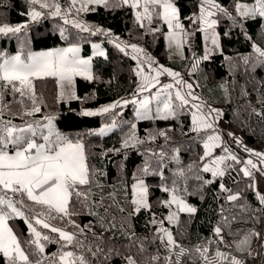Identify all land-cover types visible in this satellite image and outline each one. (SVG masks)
<instances>
[{"label":"trees","instance_id":"1","mask_svg":"<svg viewBox=\"0 0 264 264\" xmlns=\"http://www.w3.org/2000/svg\"><path fill=\"white\" fill-rule=\"evenodd\" d=\"M169 1L177 7L184 25L204 3ZM237 1L214 0L219 8L213 15L214 25L208 29L217 32L218 47L209 44L206 48L203 43L207 39L202 28L198 29L193 35L194 55L201 56L205 50L209 54L207 58L201 56L190 71L193 56L187 46L182 58L167 57V26L161 15L157 16L159 7H149L151 21L146 17L138 20L131 4L106 0L81 14L84 25L89 26L83 31L62 17L43 14L33 20L35 6L30 0H0V26H22L18 33H0V61L15 54L26 59L29 53L67 44H78L80 54L89 56L93 41H100L105 52V56L91 57V79L75 76L68 85L57 77L34 78V97L32 92L21 97L10 86L0 87V130L5 125L17 129L31 126L37 132V143H45L43 136L49 132L53 140L58 134L80 143L88 172V183L76 185L70 196L67 215L49 213L47 206L28 200L26 194L7 193L14 203L20 201L15 206L24 213L23 217L13 216L7 224L30 264H80V257L83 264H128L129 258L135 264H246L257 253L264 261V204L254 188L253 176L243 175L240 163L233 164L232 174L226 173L228 148L223 142H208L209 148L205 149V141L217 126L193 131L192 104L176 107L181 102L171 95L175 114L167 119L137 117L134 103H118L107 112H91L93 115L83 112L138 96V69L148 70V64L156 63L191 81L210 115L213 109L220 110L229 142L239 137L248 149L264 153V58L255 50L258 46L264 51V17L241 16L236 10ZM110 35L118 36L128 46L135 45L134 54L117 47ZM34 107L40 110L35 112ZM48 118H52L51 127L45 125ZM111 122L115 127L108 133L97 132L102 124ZM0 135L6 133L0 131ZM222 157V162L214 163ZM206 165L224 175L213 176L212 171L203 170ZM138 178L146 187L147 207L133 212L129 184ZM169 192L177 193L195 209L180 213L170 226L175 251L181 248L179 254L170 255L154 221L162 219L167 224L164 217L168 209L163 200ZM234 194L238 199L229 200ZM26 218L41 233L43 253L32 243L36 237ZM36 218L50 228L35 224ZM51 227L69 232L74 237L72 243L61 239ZM217 228L221 230L219 235ZM66 252L73 256L63 262L60 256ZM0 264H8L2 253Z\"/></svg>","mask_w":264,"mask_h":264},{"label":"snow or ice","instance_id":"2","mask_svg":"<svg viewBox=\"0 0 264 264\" xmlns=\"http://www.w3.org/2000/svg\"><path fill=\"white\" fill-rule=\"evenodd\" d=\"M32 3L34 5L39 4L41 8H47L50 6L47 3H42L41 0H32ZM75 3L76 0H73L74 5ZM101 3H106V0H85L82 9H78V11L86 10L88 4ZM123 3L128 4L129 0H123ZM204 3H207L212 7H219L218 5H215L214 0H204ZM131 6L133 8L142 6L143 15L149 21L152 19L149 7L151 6L153 9H156L157 7L162 8V18L169 29L182 27V25L178 23L177 9L169 2V0H143V5H141L140 0H133ZM52 7L55 8L53 15H59V5H52ZM242 9L243 11H241ZM236 10L241 16H247L258 12L260 16L264 17V0H256V6L251 9H249L247 5L237 3ZM203 12L204 7L201 6V13ZM40 15L41 13L39 11L33 10L31 12L33 20ZM160 15L161 13L157 12V16ZM208 15L211 16L213 13L209 11ZM140 17L141 13L138 12L137 19L139 20ZM201 20H203V16H201ZM65 22L67 23V21ZM214 23L215 21H211L209 26ZM75 27L80 28L83 31L88 30L80 24H76ZM21 28L22 26L10 27L7 24H4L3 26H0V33H18L21 31ZM97 31H99V29ZM170 38L176 39L177 37L175 33H173ZM212 42L213 44L216 43L215 38H213ZM94 47L98 46L94 45ZM117 47H120V45L117 44ZM131 47L136 49L135 45H132ZM255 50L261 57H264V51H261L259 48H256ZM79 51L78 47H69L65 49H57L55 51L29 53L26 60L22 59L20 55L3 58L2 61H0V82H4V84H0V87L10 86L11 91L19 93L21 97H25L29 92H32L34 97V86L32 84L34 78L43 79L46 77H57L61 82H66L68 85H71L74 76L86 75L89 72V60L81 59L78 55ZM102 54L103 53H101V55ZM149 67L151 68V65H149ZM140 71H142V69H138V75L140 74ZM154 71L156 72V77H153V79L156 83L159 82L157 78L161 74V71L166 72L173 77H179L180 75L179 73H174L162 66L160 69ZM87 78L91 79V76L87 75ZM145 80H148V78L145 77ZM180 82V80H177V83ZM154 86L155 84L152 83L141 85L140 91H146L149 87ZM164 87L171 88L172 85H165ZM187 88L191 89V85H187ZM187 95L191 97V100L193 101L198 100V97H196L191 91H189ZM175 98L181 102L176 107H183L189 104V100L181 95L180 91L175 93ZM33 104H35L34 98ZM147 104V100L143 101L144 106ZM116 106L117 105H112L111 107ZM195 107L197 108V112L193 113V124L204 123V127L211 128L212 125L204 121V119L198 115L200 105L197 104ZM39 110V107L33 108V111L35 112H38ZM109 110V108L102 109L104 112ZM26 114L31 115L32 112ZM86 114L93 115L94 113ZM174 114L175 107L171 103V98L169 99V102L164 104L163 114H160V110L158 109L159 118L162 119H167ZM198 130H200L198 127L193 128V131ZM0 131L6 133V136L0 135V253L8 259V264H17L18 261L24 262V264H30L29 257L25 255L24 250H22L20 246V241L14 234L12 228L7 224V221L13 216L23 217L24 213L15 206V203L20 201L14 203L12 198L7 196V193L11 192L21 196L26 194L28 200L41 206H47L49 213L55 211L56 213L67 215V204L70 196L75 191L76 185H85L88 183V172L85 165L83 145L80 143H74L58 134L53 140L51 139V132H49L48 135L43 136L45 143L38 144L34 139L37 132L35 129L31 128V126L27 129H17L5 125ZM25 132L31 133V135L25 136ZM13 133L17 134L13 135ZM218 139L219 137L212 135L208 137L209 141ZM10 146L12 148L11 152L9 150ZM205 148H209V144H205ZM225 151H227V149H225ZM209 154V152L205 153V155ZM255 155L260 156L261 154L255 153ZM230 158L236 160V157L234 156ZM223 159L224 158L222 157L214 163H220ZM246 163L252 167H256L251 160H248ZM203 170L206 172L212 171L213 176L224 175L223 171H214L207 165ZM242 171L245 176L251 175L247 168ZM139 187L146 192L143 185H140ZM75 194L80 195L79 192H75ZM228 199L237 200L238 195H231ZM173 200L182 205L181 210H186L188 212L195 211V209L183 205V201H177L175 196H173ZM261 202H264V196L261 197ZM133 203L138 205L137 211H139L140 205L147 207L143 194H141L139 199L134 200ZM26 221L28 228L36 237L32 243L36 245L39 253H43V245L39 244L41 233L33 227L30 220H27L26 218ZM35 224H42L45 229L50 228L48 223L43 222L39 218L35 219ZM51 231L58 232L60 238L68 244H71L74 239L71 234L56 227H51ZM215 231L217 235H219L221 230L217 228ZM167 236L169 243L174 244L171 234L167 233ZM43 239L47 240L48 237L44 236ZM72 256V252H66L60 257V259L61 261H65L66 257L70 258ZM79 260L80 264H83V258L80 257ZM36 264H39V261H37ZM128 264H135V261L129 258ZM231 264H238V262L232 261Z\"/></svg>","mask_w":264,"mask_h":264},{"label":"rangeland","instance_id":"3","mask_svg":"<svg viewBox=\"0 0 264 264\" xmlns=\"http://www.w3.org/2000/svg\"><path fill=\"white\" fill-rule=\"evenodd\" d=\"M62 1L63 0H41L42 3H47L50 5L47 8H41L39 6V4L34 5L32 3V0H30V2L35 6V8L33 10L39 11L41 13L40 18L43 17V14L45 16H57V17H62V19L64 21H67V22L71 21L75 25L80 24L83 27H89L88 25H84L85 23H83L82 18H80V16L84 11L94 10L98 4H88L86 7V10H79L78 11V9H82V5H84L85 0H76L75 5L73 4V0H66V2H65V0L63 2ZM132 2H133V0H129V3L132 4ZM243 2L244 3L247 2V6L249 7V9L253 8L252 6H250L248 4L249 3L248 0L243 1ZM243 2L240 1L239 4L243 3ZM140 3H141V5H143V0H140ZM52 5H59V7H60V14L59 15H53V13L55 12V8L52 7ZM134 11H135L136 15L138 12L141 13L140 18H145V16L143 15V7L142 6L138 7V8H134ZM209 11L212 12V10H207L204 8V14L208 16L209 20L214 19V17H212V18H211V16L209 17V15H208ZM241 11H243V9ZM253 15H255V14H249V15L243 16V17L246 18V17H250ZM211 21L204 22V25L201 26L202 32L205 33V34H203V36H204V38L207 39V40H204L205 42L203 43L206 48L209 46V44L218 47V34H217V32L211 31V29H208V28H212L211 26H209ZM178 23L180 25H182L181 20L179 18H178ZM189 23L192 25L191 19L189 20ZM173 33H175V35L177 37L176 39L170 38ZM213 38H215V40H216L215 44H213V42H212ZM110 39L114 40V42L119 44L122 49L128 50L131 55H133L134 52L136 51V49H133L131 46H128V44H125L124 40H122L118 36L110 35ZM165 43H166V54H167V57L170 59L182 58L184 55V47L187 46L189 48V50L191 51L192 56H193L192 60H191L190 71H193L195 69V67L198 65V63L201 60V56L204 58H207V56L209 54L208 51L205 50L203 55H201V56L194 55L193 38L189 37L184 32L183 26L181 28H173V29H169V27H168L167 30L165 31ZM94 45H96L98 47H94ZM69 47H78L79 48L78 44H67V45L55 47L54 49L55 50L65 49V48H69ZM257 48H259V47L257 46ZM260 50L263 51L262 49H260ZM101 53H103L102 56H105V52H104V49H103L100 41L91 42V54L89 56H82L78 53V55L81 59L89 60V72H88V74L84 75L85 77H87V75L91 74L90 73L91 57L94 55H98V54L101 55ZM6 58H8V57H6ZM149 65H151V68L149 67ZM139 69H143V68H139ZM156 69H158V68L154 66V63H150V64H148V70L145 69L146 71L145 70L140 71V74H139L140 80H141L140 81V87H141V85H145L144 79L148 75L145 72H147V71L154 72V70H156ZM168 69L174 73H177V71H175L173 69H170V68H168ZM165 74H167V73L165 72ZM77 76H79V75H77ZM177 80H180L181 82L177 83ZM153 81H155V80L152 79L151 82H153ZM159 81H160L159 84L155 82L154 83L155 86L151 87V89H152L151 92L148 91L149 88L146 91H140L139 90L140 94L138 96L134 95V96L124 97V98H121L115 102L101 104L94 109L86 108V109H83V112L84 113L102 112V109L113 108L111 106L116 105L118 103L121 105H124L127 103H134V105H135L134 106V113L136 114L137 117L159 116L158 115V109L160 110V114H163L164 104L166 102H169L171 95L175 96V93L177 91H180L181 95L185 96V98L189 100V103L194 106L193 113L197 112V108L195 107V105H197V104L200 105L199 109L206 108L204 102H202L200 100L199 93L196 91L195 85L193 83H191V81H188L185 77H173V76H170L167 74V75H161ZM170 82L174 83V84H172V87L171 88H165L164 86L170 85ZM187 85H191V89H188ZM189 91H191L196 97H198L199 100H195V101L191 100V97H189L187 95ZM145 100L148 101V104L146 106L143 105V101H145ZM171 103H172V100H171ZM213 110H215V109H213ZM207 114L210 117H212V116H215V118L217 117L216 123H218L219 126H221V127L226 126L225 121H222V119L220 118L221 113H220L219 109L215 110L213 115H210L209 113H207ZM45 125L49 126V127L53 126L52 118H48ZM114 127H115V123H113V122L104 123L97 129V132L100 134H106L110 130H112ZM193 127H195L194 124H193ZM201 128H203V127L201 126ZM218 134L221 136V133H219L217 131H214L211 133L212 136H216V137H219ZM215 141L218 143L219 139L215 140ZM40 143H38V144H40ZM207 143H208V138L205 141L204 146ZM140 185H143V188L146 189L143 179H140V178L133 180L129 184L131 197H132V211L133 212H136L137 208H138V205L133 203V201L139 199L141 194H143L145 202L147 204V192H144L143 189L141 187H139ZM173 196L176 197L177 201H183V205H185L187 207H191L194 209L193 205L189 204L183 197H181L180 195H178L175 192H169L168 197L163 200L164 205L168 209V211L164 217V220L166 221L167 224H164L162 219L155 218L154 221L157 224V229L159 230V232L161 234V240L165 246L167 254H169V255L170 254H179V252L181 251V248H179L178 251H175V242H174V244H170L168 241L167 233L171 234L170 226L172 224L176 223L180 213L188 212L186 210H181L182 205L180 203H177L176 201H174ZM141 207H144V206L140 205L139 208H141ZM171 236H172V234H171ZM172 240H173V237H172ZM69 260H70V258L66 257L65 261H63V262H68Z\"/></svg>","mask_w":264,"mask_h":264},{"label":"crops","instance_id":"4","mask_svg":"<svg viewBox=\"0 0 264 264\" xmlns=\"http://www.w3.org/2000/svg\"><path fill=\"white\" fill-rule=\"evenodd\" d=\"M240 1L243 2V1H246V0H239V1L236 2V4L239 3ZM248 1H249L248 4L250 6H252V7H255L256 6V0H248ZM170 3H172V2H170ZM129 4H131V3H129ZM240 4L247 5V2H245V3L243 2V3H240ZM173 6L177 9V7L174 4H173ZM202 6L205 9H207V10H212L213 15H214V13H215V11L217 9V7H214L213 8L212 6H210V5L206 4V3H202ZM162 12H163V10H162V8H160L161 17H162ZM177 13H178V11H177ZM255 14H258V12L255 13ZM213 15H211V18L213 17ZM201 16H203V20H201ZM178 18H179V15H178ZM190 19L192 21V25L191 24L190 25H186V24L184 25V24H182V26H183L184 32L189 37H191V38H193L194 33L198 29L202 28L201 26L204 25V22H209L211 20L212 21H215V19H210L209 20L208 16L205 15L204 12L201 13V9H200V11L197 14L192 15L189 18V20ZM212 25H214V24H212ZM166 26H167V24H166ZM167 28H168V26H167ZM203 34H205V33H203ZM45 51H55V49L43 50V51H40V52H45ZM32 53H39V52H32ZM79 54H80V51H79ZM15 55H20V54H15ZM15 55H12V56H15ZM145 73L148 74L146 76L148 78V80H145L144 79L145 85L148 84V83L154 84L156 81H153V82H151V81H152L153 77H156V72L155 71L154 72L147 71ZM161 75H159V77L157 78L158 81H159ZM150 89H151V87H149V90ZM206 112H207V109L206 108H201V109H199L198 115L200 117H202L204 119V121H206L207 123L211 124L212 127L217 126V131L219 133H221V138L219 137L218 144H220L221 142H223L227 146V148H228V153H227V157H226L227 158V161H228L227 162L228 168H227L226 173L228 172L227 174H229V173L232 174V166L235 163H240L239 164V168H240V171H241V173L243 175H244V172L242 170L245 169V168H247L248 171L253 176V185H254V188H255L257 194L259 195V197L261 199V197L264 196V153L259 152V151H256V150H253V149H250V148L248 149L246 147V145L242 142V140H240L239 137L231 138L232 142H229L228 136H227V132L225 130H223L225 127L219 126V124L216 123V121H214V119L211 118L207 114L208 112L207 113ZM201 126L203 128H206V127H204V123H198V124L195 125V127H201ZM218 136H220V135L218 134ZM208 142H210L211 145H213L214 143H216L215 140L214 141H209L208 140ZM255 153H260L261 155L260 156H257V155H255ZM232 156L236 157V160L231 159L230 157H232ZM248 160H251L253 162V164L256 165V167H252L251 165H248L246 163ZM263 204H264V202H263ZM60 230H62V229H60ZM62 231H64V230H62ZM64 232H67V231H64ZM67 233H69V232H67ZM262 238H263V246H264V225H263V237Z\"/></svg>","mask_w":264,"mask_h":264},{"label":"built area","instance_id":"5","mask_svg":"<svg viewBox=\"0 0 264 264\" xmlns=\"http://www.w3.org/2000/svg\"><path fill=\"white\" fill-rule=\"evenodd\" d=\"M154 66H157V64L154 63ZM262 232H263V229H262L261 233H262ZM260 237H261V235H260ZM256 248H257V247H256ZM246 264H264V261L261 262V261L259 260V255H258V253H257V256H256V257H254V258H250V259H247V260H246Z\"/></svg>","mask_w":264,"mask_h":264}]
</instances>
